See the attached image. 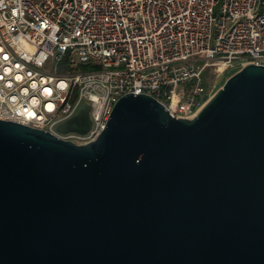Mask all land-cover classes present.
Returning a JSON list of instances; mask_svg holds the SVG:
<instances>
[{
	"label": "water",
	"instance_id": "95a60500",
	"mask_svg": "<svg viewBox=\"0 0 264 264\" xmlns=\"http://www.w3.org/2000/svg\"><path fill=\"white\" fill-rule=\"evenodd\" d=\"M0 264H264V66L191 119L126 94L87 145L0 120Z\"/></svg>",
	"mask_w": 264,
	"mask_h": 264
},
{
	"label": "built area",
	"instance_id": "2783aa9c",
	"mask_svg": "<svg viewBox=\"0 0 264 264\" xmlns=\"http://www.w3.org/2000/svg\"><path fill=\"white\" fill-rule=\"evenodd\" d=\"M250 64L264 66V0H0V120L79 146L126 94L191 119L212 74ZM84 104L88 132H59Z\"/></svg>",
	"mask_w": 264,
	"mask_h": 264
},
{
	"label": "rangeland",
	"instance_id": "374dc122",
	"mask_svg": "<svg viewBox=\"0 0 264 264\" xmlns=\"http://www.w3.org/2000/svg\"><path fill=\"white\" fill-rule=\"evenodd\" d=\"M234 71L231 72H227L222 76H214V74H212L211 79L209 80V89H208V93H209V98H211L216 92L217 90H219L225 83V81L234 74ZM204 75H202L203 80L205 81V83L207 82V80L210 77V70L207 69L204 73Z\"/></svg>",
	"mask_w": 264,
	"mask_h": 264
},
{
	"label": "trees",
	"instance_id": "16d2710c",
	"mask_svg": "<svg viewBox=\"0 0 264 264\" xmlns=\"http://www.w3.org/2000/svg\"><path fill=\"white\" fill-rule=\"evenodd\" d=\"M86 69H89V68H86Z\"/></svg>",
	"mask_w": 264,
	"mask_h": 264
}]
</instances>
